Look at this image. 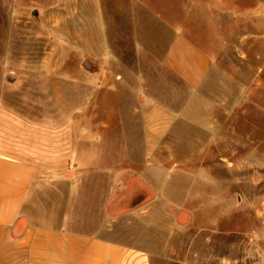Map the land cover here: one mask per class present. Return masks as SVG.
<instances>
[{"label": "rangeland", "instance_id": "rangeland-1", "mask_svg": "<svg viewBox=\"0 0 264 264\" xmlns=\"http://www.w3.org/2000/svg\"><path fill=\"white\" fill-rule=\"evenodd\" d=\"M141 1L159 14L135 22L112 14L116 0H0V101L39 121L68 114L75 156L79 147L85 154L80 170L58 177L88 188L69 211L80 219L74 229L141 242L165 264H264V0ZM179 15L223 60L195 91L134 53L137 40L159 39L162 22ZM110 43L121 46L118 63L98 62ZM117 65L134 70L114 91ZM179 102L200 108L199 117L178 121L183 136L148 143L149 104ZM214 102L225 109L209 111Z\"/></svg>", "mask_w": 264, "mask_h": 264}, {"label": "crops", "instance_id": "crops-1", "mask_svg": "<svg viewBox=\"0 0 264 264\" xmlns=\"http://www.w3.org/2000/svg\"><path fill=\"white\" fill-rule=\"evenodd\" d=\"M112 10V14L131 16L135 22L142 15L159 14L141 0H116ZM180 15L175 18V24L158 18L163 23V35L152 41L137 40L134 53L140 64L148 57H155L153 62L160 64L181 85L195 91L217 74L223 60L206 50L190 31L186 33L184 29L190 26L183 24ZM100 47L101 51H96L98 62L118 63L114 59L119 57L115 52V47L120 49L119 44L110 43V55ZM116 69L109 76L114 91L119 90L123 85L120 81L128 80L130 71L134 70L121 65ZM106 78L107 74L103 73L96 82ZM78 91L86 105L85 82L79 85ZM57 95L65 98L64 93ZM209 106L213 112L225 109V104L220 102ZM149 107L152 112L142 121V134L150 144L166 143L168 136L174 134L183 136L185 125L176 126L178 121L191 123L199 117L195 111L201 110L194 104L184 106L180 102L177 109L155 103ZM67 115L54 113L39 121L13 111L0 101V264H165L159 253L141 242L88 234L73 228L72 223L80 219L71 218L69 211L72 206L81 205L88 188L85 183L58 177L80 170L76 167L77 158L83 153L79 147L75 156ZM213 119L210 122L215 126L219 121ZM113 121V126L123 129L118 119ZM125 135L127 142L134 141L128 128Z\"/></svg>", "mask_w": 264, "mask_h": 264}]
</instances>
